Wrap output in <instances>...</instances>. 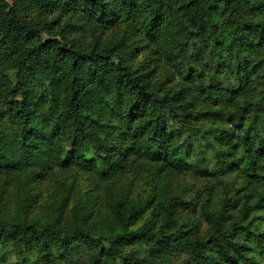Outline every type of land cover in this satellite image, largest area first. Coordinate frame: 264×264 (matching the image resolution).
Here are the masks:
<instances>
[{
	"label": "trees",
	"instance_id": "trees-1",
	"mask_svg": "<svg viewBox=\"0 0 264 264\" xmlns=\"http://www.w3.org/2000/svg\"><path fill=\"white\" fill-rule=\"evenodd\" d=\"M191 173L238 184L184 200ZM258 218L264 0H0V249L15 264H79L83 247L89 264H257Z\"/></svg>",
	"mask_w": 264,
	"mask_h": 264
},
{
	"label": "rangeland",
	"instance_id": "rangeland-1",
	"mask_svg": "<svg viewBox=\"0 0 264 264\" xmlns=\"http://www.w3.org/2000/svg\"><path fill=\"white\" fill-rule=\"evenodd\" d=\"M185 55L181 53L180 59L178 61L181 62ZM179 79L180 77L178 76V74H176V70H170L169 72L165 73L164 76H161V81L164 84V88H168L171 85L169 84V82H167L168 80L177 83ZM170 124H172L171 121ZM174 126L176 127L175 124ZM83 179L84 180H79V183L81 185H85L87 183L86 177H84ZM236 183L238 184L234 176H224L216 180L212 179L211 181H205L204 179H201V176L199 174L191 173L187 176L186 182L181 184V188L178 193L182 194L184 200L196 201L198 197L201 203L203 204L206 202L207 199H209L208 194L210 193V188L212 186H214L215 188L213 191V197L215 198L213 199H218L219 196H223V194H225L226 192H230V190L236 185ZM144 190L145 185L143 183H137L134 189V193L140 195L143 194ZM210 205L214 209L215 202L211 203ZM181 211L184 215V222L188 223L191 227H195L198 224L197 219H199L203 225L201 228V233L207 234L209 232V226L205 222L204 216L203 214H201L200 208H197V210L194 212L189 205H184L182 206ZM256 225H259V227L264 229V221L260 220V218H258V220L254 222V227ZM0 259H5L9 264H15L16 261H18L16 258L13 257V253H9L7 250L1 249ZM75 259L79 262V264H89V250L84 247L81 248L75 255ZM258 259L259 260L257 264H264L263 257H258ZM176 264H184L183 258L177 261Z\"/></svg>",
	"mask_w": 264,
	"mask_h": 264
}]
</instances>
